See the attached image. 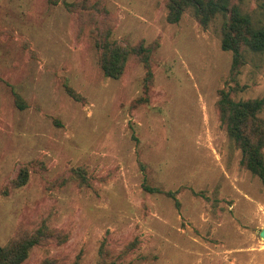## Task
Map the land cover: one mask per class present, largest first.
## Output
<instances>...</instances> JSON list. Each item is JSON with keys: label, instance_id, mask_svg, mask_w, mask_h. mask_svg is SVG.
<instances>
[{"label": "rangeland", "instance_id": "374dc122", "mask_svg": "<svg viewBox=\"0 0 264 264\" xmlns=\"http://www.w3.org/2000/svg\"><path fill=\"white\" fill-rule=\"evenodd\" d=\"M241 5L264 23V0ZM168 12L167 0H0V245L43 224L56 235L21 264H264V187L217 109L224 87L264 99V57L249 51L234 75L223 14L204 26L192 8ZM101 35L152 47L150 62L106 76Z\"/></svg>", "mask_w": 264, "mask_h": 264}, {"label": "trees", "instance_id": "16d2710c", "mask_svg": "<svg viewBox=\"0 0 264 264\" xmlns=\"http://www.w3.org/2000/svg\"><path fill=\"white\" fill-rule=\"evenodd\" d=\"M59 1L50 0L53 4ZM241 2L242 0H167L169 8L167 18L170 22H178L184 12L192 8L199 22L207 26L218 14H223L225 22L222 30V48L233 52L232 72L235 75L245 64L246 54L249 51L264 57V23L245 12ZM65 4L69 10H77L76 3L66 2ZM104 38L102 35L99 36L96 44L100 53V66L106 76L114 79L121 77L131 56L143 58L146 64L150 62L152 47H146L143 44L121 45ZM148 74L149 77L152 76L151 69L148 70ZM66 87L70 94L79 98L77 92L70 86ZM233 90V87H224L220 90V98L217 101L219 117L230 138L242 151L241 163L260 178L264 187V118L260 116L264 108V99L237 100L233 97ZM14 94L19 106L24 107L20 94L16 91ZM73 173L86 180L83 167L73 169ZM28 178V167L23 165L12 183L14 186H20L25 184ZM146 190L162 192L161 189L148 185H146ZM7 191L4 190V193ZM167 193L172 194L170 191ZM60 234L57 232V236ZM52 235L56 236L53 230L43 224L31 232L16 236L7 245H0V264H21L28 257L34 245L48 241ZM43 264L59 263L49 258L44 260ZM99 264L123 263L115 260H102Z\"/></svg>", "mask_w": 264, "mask_h": 264}, {"label": "water", "instance_id": "95a60500", "mask_svg": "<svg viewBox=\"0 0 264 264\" xmlns=\"http://www.w3.org/2000/svg\"><path fill=\"white\" fill-rule=\"evenodd\" d=\"M261 234H262V237H264V231H262V233H261Z\"/></svg>", "mask_w": 264, "mask_h": 264}]
</instances>
